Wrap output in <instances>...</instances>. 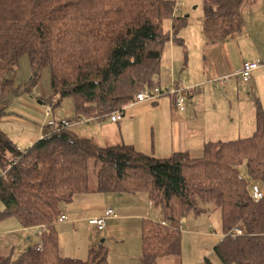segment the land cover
I'll use <instances>...</instances> for the list:
<instances>
[{"label": "trees", "instance_id": "1", "mask_svg": "<svg viewBox=\"0 0 264 264\" xmlns=\"http://www.w3.org/2000/svg\"><path fill=\"white\" fill-rule=\"evenodd\" d=\"M241 3L204 1L209 43L241 32ZM174 10L171 0H0V117L6 114V99L15 94L24 56L33 83L49 68L53 94L74 100L73 124L123 112L136 104L140 92L163 89L153 77L161 72L170 41L182 42L188 20L175 16L172 38L166 27ZM58 126L27 151L0 129V169L6 173L0 177V219L13 217L26 229H40L38 243L15 260L0 255V264H108L104 247L91 249L85 260L60 252L56 226L62 207L92 190L146 193L161 208L170 226L145 223L142 264L180 257L181 221L206 208L220 213L224 236L215 253L221 264H264V196L256 202L252 193L254 185L264 193L261 106L252 136L207 143L198 158L175 153L158 159L124 144L101 148L71 127ZM94 171L96 184L90 183Z\"/></svg>", "mask_w": 264, "mask_h": 264}, {"label": "crops", "instance_id": "2", "mask_svg": "<svg viewBox=\"0 0 264 264\" xmlns=\"http://www.w3.org/2000/svg\"><path fill=\"white\" fill-rule=\"evenodd\" d=\"M180 15L182 11L178 15L173 14V18L167 24L166 29L171 37L173 20L176 19L175 16ZM193 30H188L189 33L185 31L182 37L180 35L181 45L170 41L163 57L164 61L168 54L166 63L168 62L169 65L164 71L162 61L161 72L153 78L154 83L163 89L170 88L175 83L191 90L187 95L184 112L177 111L172 97L163 96L151 102V105H148L149 102L129 105L118 122H113L108 115L87 120L84 118L87 123L100 124L99 122L103 120L102 122L112 129L111 136L117 137L114 142L100 144L76 134L81 138L89 139L101 148L124 144L158 159L170 158L175 153H186L192 158H198L202 156L207 143L228 142L252 136L256 131L258 106L264 109V104H261L259 100L260 90L264 89V68L255 71L249 83L244 81L243 84L240 83L241 77L237 74L245 62L264 60V24L259 31L255 32V38L251 35L245 40H237L232 35L229 39L216 43H209L206 39L201 20L200 25ZM221 78L227 79L223 85L216 87L215 81ZM218 92H221L220 94L225 96L228 102L225 113L223 107L217 104L222 101V99L216 101V98L220 96ZM242 92H245L247 97L254 96L250 98V105L255 103V108H250V113H237L238 123L234 124V116L231 114L234 112L233 100L236 95L239 102ZM140 107H144L147 112H153L151 114L155 124L152 123L149 127L152 137L150 145L148 131L147 133L141 131L140 135L128 133L130 127L136 128L135 124L139 115L126 112L133 109L135 110L133 112H137ZM229 109L231 111L228 113ZM84 123H76L74 127ZM48 129L51 131L50 126ZM44 135L40 131V134H35L34 138H31L33 140L26 144L32 147ZM31 147L23 150L18 146L21 151H27ZM127 196L129 195L106 194L92 190V192L77 195L71 204L64 205L62 216H65L67 220L60 221L56 226L62 256L85 260L91 249L104 247L108 251V264H142L144 225L146 222L163 221V211L154 207L149 197L143 205L141 201ZM141 207H146L147 210L144 211L145 209ZM108 209H112L115 216L107 219L104 231H99L89 221L105 216ZM17 224L9 234H20L19 236L29 240L32 233L39 240L40 229H26L20 223ZM80 233H86L87 237L79 243L76 238ZM68 239L73 240V243L67 244ZM20 242L22 240L17 241L16 244ZM0 245L4 247L1 240ZM22 248L24 251L20 250V256L31 247L24 244ZM0 255L3 256L2 253ZM12 255L11 252L4 254L3 257L12 259Z\"/></svg>", "mask_w": 264, "mask_h": 264}, {"label": "rangeland", "instance_id": "3", "mask_svg": "<svg viewBox=\"0 0 264 264\" xmlns=\"http://www.w3.org/2000/svg\"><path fill=\"white\" fill-rule=\"evenodd\" d=\"M171 1H174L175 3L178 1L180 3L181 6L178 14L182 11L181 16H190L187 18L186 27L180 32L181 37L184 35L185 31H192L194 27H198L200 25V20L201 25H203L205 0ZM238 16L242 22V30L241 32L236 33L234 37H236L237 40H245L247 36L251 35L255 38V32L259 31L264 24V0H242V3L238 8ZM189 26L191 27L189 28ZM177 44L181 45L182 42L181 44L176 43V45ZM168 58L169 56L167 54L163 61L164 71L165 67L169 65L168 62L166 63ZM32 79L33 74L29 58L24 56L20 58L18 63L15 94H11L6 99V114L0 117V129L23 150L31 147L26 143L32 141L33 139L31 138H34L33 136L35 134H40V131L41 133L43 132L46 134L50 131L48 127L51 121L54 120L56 123H60L62 120L75 119L74 100L72 98L60 99L59 96L53 94L51 71L49 68L43 69L38 74L35 83L32 82ZM240 83H244L242 79L240 80ZM223 84L215 82L216 87ZM260 91L259 100H261V104H264V89ZM220 93L221 92L217 93L220 96L216 98V101L222 99V101L217 102V104L223 107V112L225 113V109L228 108V102L226 101L225 96H222ZM245 94V92L241 93L239 96V102L237 96H234V112L231 113L234 116V124L238 123L237 113H250L249 109H252L253 107L255 108V103L250 105V98H253L254 96L247 97ZM148 105H151V102H149ZM52 106L53 108L50 109ZM128 108L129 107L126 109ZM130 111H127L126 113H138L139 119H137V123L135 124L136 128L132 129L130 127L128 133L130 135H140L141 131H144L145 133L148 131V143L150 145L152 137L149 127H151L152 123L155 124L153 122L154 117L151 114L153 112H147L144 107H140L137 112H133L135 111L134 109ZM229 111H231V109L228 110V113ZM102 121L99 122L100 124L83 121L82 123H85L79 127H74V125H72L71 130L78 133L80 136L88 137L100 144L117 140V137H113V135L111 136L112 129ZM2 173L3 171L0 169V177H2ZM90 183L96 184L95 171L90 174ZM127 195H129L127 196L129 198H135L138 201H141V204L143 205L148 201V195L146 193ZM141 208H144V211L147 210L146 207ZM3 211L4 205L0 202V214ZM17 223H19L18 220L13 217L0 219V240L4 245V247L0 245V253L4 256V254H10L12 252V259L20 256L19 253L24 251L22 248L24 244L32 247L38 243V238L32 233L30 234L31 239L29 240L19 236L20 234H9L11 230L18 225ZM222 236L223 230L219 211H214L212 208H206L202 214H191L187 216L185 221H182L181 256L178 258L162 257L158 260V264H205L206 260H209L211 264H221L220 259L215 253V247ZM86 237V233H80L76 239L80 243V241H83ZM21 240L22 242L16 244L17 241ZM72 243L73 240L68 239L67 244Z\"/></svg>", "mask_w": 264, "mask_h": 264}, {"label": "built area", "instance_id": "4", "mask_svg": "<svg viewBox=\"0 0 264 264\" xmlns=\"http://www.w3.org/2000/svg\"><path fill=\"white\" fill-rule=\"evenodd\" d=\"M180 6H181L180 3L178 1H176L174 15H178ZM260 68H264V60H262V59H257L256 61H253V62H245L242 65V67H241V69L237 75H239V77H241V79L244 82L249 83V82H251V80L253 78V73ZM226 79L227 78H221V79L216 80L215 82L223 84L224 81H226ZM190 91L191 90L189 88H185L183 86L176 85L175 83H173L172 86L170 88H167V89L154 88L153 90H144V91L140 92L139 94H137L135 102L136 103L151 102V101H155L157 99H160L163 96H169V97H172L173 104H174L175 108L177 109V111L184 112L186 110L187 95L190 93ZM52 108H53V106L50 109H52ZM122 113L123 112H120V111L114 112L113 114L110 115L111 120L113 122L120 121V119L122 118ZM59 124L62 127H71L72 125H75L69 121H62L60 123H56L53 120L49 124L51 131L48 134H50L53 130L55 131L56 129H58L60 127V126H58ZM47 136L44 135L42 137V139L44 137H47ZM5 174L6 173L3 172V176ZM252 193H253V199L256 202L260 201L264 196L262 189L258 185H254L252 187ZM114 216H115L114 211L112 209H108L105 212V216L100 217V218L91 219L89 222L97 230L104 231L106 229V226H107V219L114 217ZM66 220H67V218L65 216H62L60 219V221H66ZM159 224H161L162 226H170V224H168L165 221H161V222H159ZM235 233H236V235H242V230L236 229ZM37 249L41 250L42 245L41 244L38 245Z\"/></svg>", "mask_w": 264, "mask_h": 264}]
</instances>
